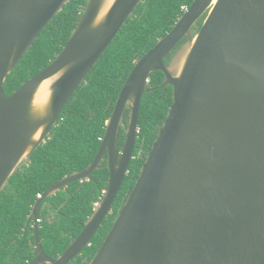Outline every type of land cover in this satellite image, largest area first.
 <instances>
[{
  "label": "water",
  "instance_id": "obj_1",
  "mask_svg": "<svg viewBox=\"0 0 264 264\" xmlns=\"http://www.w3.org/2000/svg\"><path fill=\"white\" fill-rule=\"evenodd\" d=\"M69 1L0 0V191L49 138L65 105L142 0H87L62 51L7 95V75ZM204 14L199 30L193 29ZM157 70L164 80L152 89L171 85L173 102L89 264H264V0H193L135 61L91 164L35 202L37 255L27 264H70L90 245L129 171L141 99ZM126 109V138L118 151ZM105 154L109 180L102 198L66 250L56 258L47 255L39 235L40 203L88 178Z\"/></svg>",
  "mask_w": 264,
  "mask_h": 264
},
{
  "label": "trees",
  "instance_id": "obj_2",
  "mask_svg": "<svg viewBox=\"0 0 264 264\" xmlns=\"http://www.w3.org/2000/svg\"><path fill=\"white\" fill-rule=\"evenodd\" d=\"M193 0H142L116 38L90 70L63 108L49 138L11 176L0 191V264H27L37 255L34 217L35 202L50 186L88 167L96 156L107 122L135 61L164 37ZM87 0H70L41 32L31 49L9 73L4 91L11 95L23 83L46 68L69 41ZM206 14L193 29L199 30ZM187 40L185 37L175 50ZM165 59L168 63L175 52ZM164 73L150 74L138 119V135L129 171L113 203L112 210L94 235L90 245L70 264H89L111 229L139 176L141 167L157 138L173 102L171 85L157 89ZM129 121V109L118 134L122 150ZM105 154L99 168L83 180L71 182L39 207V235L44 251L56 258L80 234L96 204L107 189L109 169Z\"/></svg>",
  "mask_w": 264,
  "mask_h": 264
}]
</instances>
